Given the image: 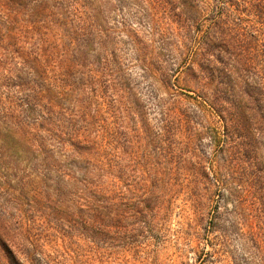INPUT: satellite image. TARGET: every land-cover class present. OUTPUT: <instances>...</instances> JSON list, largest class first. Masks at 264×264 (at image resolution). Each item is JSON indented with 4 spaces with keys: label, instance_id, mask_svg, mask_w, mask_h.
Wrapping results in <instances>:
<instances>
[{
    "label": "rangeland",
    "instance_id": "obj_1",
    "mask_svg": "<svg viewBox=\"0 0 264 264\" xmlns=\"http://www.w3.org/2000/svg\"><path fill=\"white\" fill-rule=\"evenodd\" d=\"M180 1L0 0V264H264V180L216 182Z\"/></svg>",
    "mask_w": 264,
    "mask_h": 264
},
{
    "label": "trees",
    "instance_id": "obj_2",
    "mask_svg": "<svg viewBox=\"0 0 264 264\" xmlns=\"http://www.w3.org/2000/svg\"><path fill=\"white\" fill-rule=\"evenodd\" d=\"M194 1L181 0L179 14H172L179 21L174 33L182 36L175 48L178 67L196 85L194 100L215 126L212 141L227 155L222 162L228 169L219 167L227 178L216 182L225 191L243 186L255 193L264 180V0H216L206 20ZM95 60L99 66L100 55ZM159 115L170 119L171 110L160 105ZM88 185L100 193L98 185Z\"/></svg>",
    "mask_w": 264,
    "mask_h": 264
}]
</instances>
